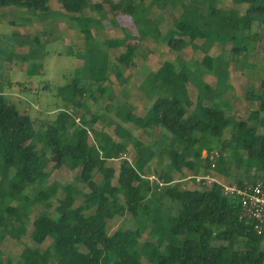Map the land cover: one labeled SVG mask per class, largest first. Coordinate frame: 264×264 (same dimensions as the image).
Returning a JSON list of instances; mask_svg holds the SVG:
<instances>
[{"label": "trees", "instance_id": "trees-1", "mask_svg": "<svg viewBox=\"0 0 264 264\" xmlns=\"http://www.w3.org/2000/svg\"><path fill=\"white\" fill-rule=\"evenodd\" d=\"M59 1L67 12L74 13L70 19L75 20L85 38L91 40L94 37L91 24L100 20L82 13L87 8L104 9V5L89 0ZM216 1L192 0L185 7L175 22V29L167 36L171 49L181 51L201 38L223 43L231 41L232 59L248 52L253 27L257 24L264 30V0H226L235 6L245 5L244 13L236 7H218ZM49 2L0 0V8L47 14ZM108 2L114 13L127 14L135 22L141 21L136 27L141 40L150 34L155 40L161 39L160 29L150 28L153 19L142 20L155 6L181 4V0ZM223 25L227 26L225 34L211 32ZM22 40L28 45L31 43L28 34ZM35 41V45L40 44L36 35ZM125 45L126 37L108 40V46L114 49ZM137 48L127 45L114 61L99 60L96 54L92 56L96 58L90 59V51L78 52L85 67L77 70L69 87L72 95L63 97L67 107L62 108L54 120L40 121L43 135H39L36 120L5 95L4 82L0 83V243L15 228L16 222H21L18 240L27 232L31 210L22 209L20 204H44L49 208L62 189L54 214L43 212L33 219L31 239L34 244L40 246L47 239L52 240L51 244L39 254L32 246H26L15 258V264H26L33 255L30 264H144V256H148L152 264H264V233L258 234L252 220L242 215L240 198L225 194L218 182L203 191L181 188L171 175L173 170L183 174L186 168L196 169L197 173L209 172V164L202 160L197 169L196 159L203 150L212 151L220 144L221 151H229L226 158H218L217 169L222 174L229 176L230 168L235 165L245 170L243 179L237 176L234 182L237 185L264 181V132L258 131L259 124L264 125V80L261 93H247L252 103L248 120L238 121L225 110L206 105L205 100L213 95L207 90L210 85L206 82L198 85L200 90L194 101L187 74L170 62L153 71L155 84L162 87V95L153 101L147 114L136 113L134 107L126 103L118 107L116 113L124 123H133L148 133L155 127H163L171 133L165 145L155 142L159 154L170 158L167 170L159 172L158 176L171 183L158 190L156 184L152 186L142 177L154 157L152 147H142L121 124L114 129L121 140L106 136L95 126L101 116L96 110L92 111L90 119L79 115L81 107L92 109V105L110 91L114 81L112 75L119 83L126 81L122 66L132 68L136 65ZM213 60L209 54L203 57L202 63L208 72L216 68ZM219 84L218 81V88ZM109 98L113 96L110 94ZM192 105L195 108L190 110ZM229 127H232V135L223 139ZM130 140L140 148L132 159L127 157ZM178 143L181 149L176 147ZM114 159L121 161L118 184L113 183L114 167L108 165ZM50 162H54L56 168L79 170L76 176L88 190L71 183L46 185L49 177L46 168ZM121 192L124 205L120 203ZM79 197L83 201L75 205ZM166 198L180 204L177 212L164 210ZM115 213L133 218L136 227H120L109 232L107 220ZM146 231L156 241L148 240L139 249L137 245ZM8 258L0 250V264H7Z\"/></svg>", "mask_w": 264, "mask_h": 264}, {"label": "rangeland", "instance_id": "rangeland-1", "mask_svg": "<svg viewBox=\"0 0 264 264\" xmlns=\"http://www.w3.org/2000/svg\"><path fill=\"white\" fill-rule=\"evenodd\" d=\"M108 1L110 0H89L91 3H102L104 9L87 8L82 13V15L91 19L100 20L99 23L91 24L94 36L91 40H87L76 21L70 19L74 13L67 12L59 0H50V10L47 14L40 11L30 12L26 9L0 8V83L4 82L5 95L16 103L20 110L27 112L32 119L36 120L39 135L44 133L40 121L54 120L58 112L67 107L63 97L72 95L69 87L77 76V70L81 69L84 63V59L79 58L77 53L86 50L90 51V59L96 58L92 56L97 55L99 60L114 61L129 44L136 45L138 48L134 57L136 65L132 68L122 66L126 81L123 84L119 83V80L112 75L114 81L110 91L96 102V106L92 105L94 106L92 109L86 110L81 107L79 115L83 114L85 119H90L92 111L96 110L101 116L95 126L106 136L110 135L117 141L121 140L114 130L117 124H121L130 131L134 139L140 141L142 147L146 149L152 147L154 157L149 162L147 170L143 171L145 175H151L152 173L158 175L159 172L167 170L170 158L167 155L159 154V146L155 142L159 141L162 145H165L169 141L168 135H171V133L163 127H155L150 129L148 133L133 123H124L116 112L121 104L126 103L133 106L136 113L140 115L147 114L153 101L162 95V87L158 88L155 84L153 71L162 67L166 62L172 63L177 70H182L187 74L190 96L194 101L200 90L198 85L206 82L210 85L207 90L213 94H211L213 97L211 96L205 100L206 105L221 108L225 110L228 116H232L238 121L249 119L252 103L247 99V93L249 91H254L256 94L261 93V83L264 80V30L260 25L256 24L250 33L251 41L248 45V52L240 54L236 57L237 59L231 58L230 52L233 46L231 41L223 43L220 40L211 41L198 38L181 51H175L169 47L167 36L175 29L176 20L192 0H181V4L176 7L171 4L163 7L155 6L148 17L142 18V20H148L150 17L153 19L150 28L158 27L160 29L162 34L160 40H155L151 34L141 40L136 29L141 21L135 22L127 14L114 13L110 10V2ZM216 5L221 8L236 7L242 13L246 9L245 5L235 6L226 0H218ZM203 11H206V8ZM76 15L80 14L77 13ZM211 32L215 35H223L227 32V26L213 28ZM20 34L25 36H19ZM27 34L31 40L30 45L22 42V38H26ZM35 35L38 36L40 44L35 45ZM121 37H126L127 45L116 49L108 46L109 39ZM27 42L29 43V40ZM31 48L33 49L31 50ZM205 54L211 55L214 59L216 68L211 72H208L206 65L202 63ZM218 81L220 82L219 88L217 86ZM110 94L113 99L109 98ZM86 106L90 105L86 104ZM68 108L71 111L73 110L71 107ZM194 108L195 105H192L190 110ZM251 124H254V122L252 121ZM258 131L260 133L264 132V125L259 124ZM231 135L232 127H229L225 130L223 139H229ZM90 141L93 142L91 133ZM128 143L127 157L132 159L140 148H136L131 140ZM38 146H42V144L38 143ZM218 146L214 150L218 151L219 158H226L229 151H221ZM176 147L181 149L182 145L178 143ZM207 153V150H203L200 158L196 159L197 169L200 167L201 160L202 163L208 164L206 160ZM120 162V159L108 162V165L114 167L116 172L113 179L114 184H118L117 177ZM46 170L49 174L46 185L52 183L67 185L71 183L79 188H85L76 176L79 170H71L67 167L56 168L54 162H50ZM184 170L183 174L175 170L171 173L174 183L181 188L203 191L205 187L211 185H202L196 183L193 179H186L192 174L199 173L196 169L194 171L187 168ZM230 170V175L225 176L216 167L213 175L224 184H233L236 182L237 176L241 179L245 176V170H239L235 165ZM85 190H88V188H85ZM61 196L62 189H59L49 208L44 204L33 206L26 203L20 204L22 209L29 208L31 210V218L27 221V232L21 239L16 238L20 232L21 222H16L15 228L0 243V250L4 252L5 258L9 257V264H15V258L20 255L26 246H32L34 252L39 254L51 244V239H47L40 246L34 244L31 239L33 219L43 212L54 214L58 198ZM82 201L83 198L79 197L75 205L82 203ZM164 201L166 212L175 213L178 211L180 206L178 202H172L168 198ZM120 203L124 205L122 192ZM107 221L109 232H113L120 227H136L133 218L122 216L119 213H115L114 217ZM148 240L156 241L146 231L141 236L137 247L141 249ZM33 259L34 255L26 264H30ZM143 262L144 264H152L148 256L143 257Z\"/></svg>", "mask_w": 264, "mask_h": 264}, {"label": "built area", "instance_id": "built-area-1", "mask_svg": "<svg viewBox=\"0 0 264 264\" xmlns=\"http://www.w3.org/2000/svg\"><path fill=\"white\" fill-rule=\"evenodd\" d=\"M220 157L217 150L209 151L206 155V160L210 166L207 173H199L191 175L186 179H193L198 184L206 185L218 182L223 186L224 193L240 198L242 205V215L250 218L253 222V228L258 234L264 233V181L259 180L255 183H247L245 186L233 184H224L216 179L213 175L217 167V161ZM143 178L149 180L151 184H156L158 190L171 182H166L155 173L151 175H142Z\"/></svg>", "mask_w": 264, "mask_h": 264}, {"label": "crops", "instance_id": "crops-1", "mask_svg": "<svg viewBox=\"0 0 264 264\" xmlns=\"http://www.w3.org/2000/svg\"><path fill=\"white\" fill-rule=\"evenodd\" d=\"M139 67H140V66H139ZM139 67H138V68H139ZM129 75H130V73H129ZM168 136H169V135H168Z\"/></svg>", "mask_w": 264, "mask_h": 264}]
</instances>
